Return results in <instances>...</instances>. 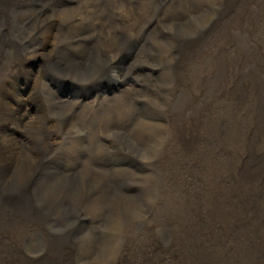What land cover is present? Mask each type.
<instances>
[{"label": "bare ground", "instance_id": "6f19581e", "mask_svg": "<svg viewBox=\"0 0 264 264\" xmlns=\"http://www.w3.org/2000/svg\"><path fill=\"white\" fill-rule=\"evenodd\" d=\"M239 1L0 0V264H264V83L239 80L257 105L235 110L225 63L215 103L170 115L179 85L196 102L202 77L185 64ZM56 71L116 91L59 98Z\"/></svg>", "mask_w": 264, "mask_h": 264}, {"label": "rangeland", "instance_id": "374dc122", "mask_svg": "<svg viewBox=\"0 0 264 264\" xmlns=\"http://www.w3.org/2000/svg\"><path fill=\"white\" fill-rule=\"evenodd\" d=\"M239 3H240L239 7L235 8L231 16L225 21L221 22L210 34H208L200 54L196 58L188 60V63L185 64V70L183 72L186 73L188 77H192L193 75L196 74V72L197 75L200 74L202 77L201 86L199 87L200 93L198 94L196 102H194L191 105H188L189 99L187 98V95H189V93L192 94L191 88L179 85L178 91L176 93V99L173 101L172 104L173 106L170 110L171 111L170 115L176 113L177 115H182L186 119L193 118L197 113V111L199 112L202 109L206 108L207 104H210L213 101L215 103V99L218 98L216 95H218V91H219L218 89L219 80L221 75H224L225 63L230 65L231 69L235 74L238 73V77L235 76L237 79L236 85L233 84L235 86L234 87L235 94L233 96L234 99L232 102H230V105L232 104L235 110L239 109L238 108L239 105H252L253 102H254L253 105H257L256 94L254 93V87L251 86V84L242 88V90L241 89L236 90V87L238 81L241 79L242 80L240 81L239 84L242 85L245 83L246 80L252 82L255 79L259 83H264V0H240ZM225 35L229 36L231 40V44L221 50H216L214 46L220 43ZM132 45L133 46H131V49L123 54L120 60L121 63L129 64L128 62L132 59L131 57L133 56V53L137 48L136 43H133ZM205 52H209V57L201 62L200 60L203 58ZM239 60H241L240 64L237 65V62ZM54 67L56 69V66ZM240 72H244V73L241 74ZM82 74L84 75V73ZM59 75H62V72L56 71L52 73L51 78L49 79V84L51 89L52 90L54 89L53 92L56 94L57 97L59 96V98H68L69 100L88 103L90 101H93L99 95H108V94L113 95L116 91V86L113 81V78L99 80V82L97 80L96 82L91 84L89 83L75 84V82L69 81L71 83L70 84V83H66V79H64V77L57 78V76ZM84 76L86 78L84 79V81L85 80L92 81L96 79L95 75L93 76L84 75ZM29 85H30V80L27 79L26 77H22L21 80L18 79L15 85L11 84L10 90L13 89L10 99L11 103L16 104L15 100L17 98H25V96L28 93ZM95 91H98L99 93L95 95H91ZM238 91L244 92V97L240 96V94H237ZM42 94L44 96L43 98L44 101H46V98L49 99V96L45 91ZM89 95L91 96L88 99H84L85 96H89ZM221 103L222 101L220 102L219 105H221ZM54 111H56L54 112L55 114L59 113V109ZM13 125L16 126H12L11 124L9 127H5L7 134H12V131L15 132L20 130L17 123L16 124L13 123ZM155 162L156 160H152L149 163L151 165ZM139 164L141 165L143 172L146 174H149L150 172L155 170V169H151L152 168L151 166L145 167L144 164L139 161L138 162L133 161L132 165L135 167H139ZM51 169L58 171L57 166H52ZM184 169H182L181 171H183ZM177 174L178 173H176L171 178L175 177ZM130 182H131L130 180L125 181V183L128 184H130ZM173 187L176 189L182 187L181 176H180V180L174 182ZM46 193L48 194V191H46ZM46 193H44V196H46ZM39 195L40 198L43 197L41 192L39 193ZM168 198L170 199V197ZM66 218L67 217L64 218L66 224L69 225L68 227H71L72 222L70 223L69 221L66 220ZM115 236L117 235H115L112 231L110 237H115ZM95 259L92 264H99L100 261H102L100 257Z\"/></svg>", "mask_w": 264, "mask_h": 264}, {"label": "water", "instance_id": "95a60500", "mask_svg": "<svg viewBox=\"0 0 264 264\" xmlns=\"http://www.w3.org/2000/svg\"><path fill=\"white\" fill-rule=\"evenodd\" d=\"M98 91H100V90H98ZM98 91L93 92L91 95H95V94L99 93ZM91 95L85 96L86 98L84 97V99H88Z\"/></svg>", "mask_w": 264, "mask_h": 264}]
</instances>
